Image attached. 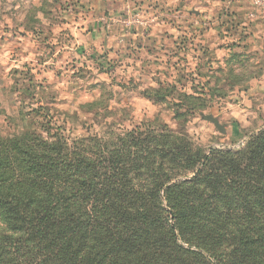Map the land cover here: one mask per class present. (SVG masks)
<instances>
[{"label": "rangeland", "instance_id": "374dc122", "mask_svg": "<svg viewBox=\"0 0 264 264\" xmlns=\"http://www.w3.org/2000/svg\"><path fill=\"white\" fill-rule=\"evenodd\" d=\"M153 122L206 155L264 130V0H0L3 135Z\"/></svg>", "mask_w": 264, "mask_h": 264}, {"label": "trees", "instance_id": "16d2710c", "mask_svg": "<svg viewBox=\"0 0 264 264\" xmlns=\"http://www.w3.org/2000/svg\"><path fill=\"white\" fill-rule=\"evenodd\" d=\"M52 130L0 132V264H264V130L210 155L154 122Z\"/></svg>", "mask_w": 264, "mask_h": 264}, {"label": "water", "instance_id": "95a60500", "mask_svg": "<svg viewBox=\"0 0 264 264\" xmlns=\"http://www.w3.org/2000/svg\"><path fill=\"white\" fill-rule=\"evenodd\" d=\"M205 118H206L207 120L213 122V123L216 125V127L219 128V130H220L221 132H223V133L226 132V128H225V126L222 125L216 117H214V116H212V115H207V116H205Z\"/></svg>", "mask_w": 264, "mask_h": 264}]
</instances>
